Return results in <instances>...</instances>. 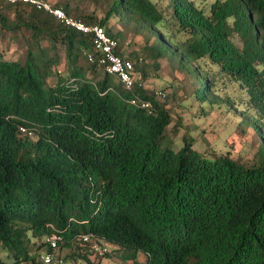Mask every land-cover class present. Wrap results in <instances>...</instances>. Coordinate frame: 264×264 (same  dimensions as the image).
Returning a JSON list of instances; mask_svg holds the SVG:
<instances>
[{"label":"trees","instance_id":"1","mask_svg":"<svg viewBox=\"0 0 264 264\" xmlns=\"http://www.w3.org/2000/svg\"><path fill=\"white\" fill-rule=\"evenodd\" d=\"M51 5L116 39L136 80L124 91L86 62L88 35L0 0V250L9 260L0 264H37L52 231L61 262L65 250L82 264H264V0H214L207 12L189 0H111L100 19ZM111 18L142 39L140 53L124 52ZM12 46L19 55L6 59ZM61 55L63 76L53 70ZM161 61L188 78L200 113L233 107L218 94L224 82L244 93L245 109L233 111L260 140L250 165L202 155L188 133L171 148L166 94L143 85ZM133 96L150 108L131 106ZM93 244L110 250L96 256Z\"/></svg>","mask_w":264,"mask_h":264},{"label":"rangeland","instance_id":"2","mask_svg":"<svg viewBox=\"0 0 264 264\" xmlns=\"http://www.w3.org/2000/svg\"><path fill=\"white\" fill-rule=\"evenodd\" d=\"M53 4L57 0H48ZM69 2L73 7H76L83 15H91L96 19L103 17L111 0H63ZM152 3L157 0H149ZM194 6L201 8L207 12V7L214 0H189ZM163 8L162 3H158ZM113 34L119 33L120 39L124 44V52L140 53L143 46L142 39L132 34L130 27H127L123 22L116 18H111L107 22ZM233 41L237 46L240 42L236 36H233ZM19 52L12 46L5 54L6 59H16ZM148 63V60H145ZM144 63V64H145ZM81 76L87 77L88 73L85 71V64L81 62ZM55 72H64L63 56H60L59 64L53 68ZM61 73V75L63 74ZM147 77L144 79V88L147 91L163 90L166 94L167 100L164 105L168 110L171 118L175 121L177 132L175 136L170 135L171 148L180 146V138L183 133H188L190 137L195 138L196 144L193 146L199 153L204 156L211 157L213 155H223L228 153L233 159L239 161L243 165H250L251 158L256 153L260 146V140L255 131L251 127H240V116L236 113L239 110H244L243 102L245 100L244 93L237 87L235 83L224 82L220 85L218 92L220 97L226 96L232 101V106L221 104L220 107L214 106L212 109H207L204 105V113H200V105L192 97V87L188 78L183 77L177 71H171L165 61L160 62V69L157 72L146 70ZM63 76V75H62ZM51 80H49L50 82ZM115 82V81H114ZM116 84V83H114ZM248 114L252 116V111L248 110ZM264 142V121L262 126ZM240 128H243L242 130ZM172 134V133H170ZM107 246V245H106ZM108 250L110 247L107 246ZM45 250V247L41 249ZM40 250V251H41ZM37 252V251H36ZM35 252V256L36 253ZM62 257V264H82L79 260H69L66 258L65 250L58 252ZM55 255V254H54ZM0 258L9 263L6 259L5 253L0 250ZM142 258L139 257V260ZM101 264H117V260L109 257H103L100 260ZM37 264H39L37 262Z\"/></svg>","mask_w":264,"mask_h":264},{"label":"built area","instance_id":"3","mask_svg":"<svg viewBox=\"0 0 264 264\" xmlns=\"http://www.w3.org/2000/svg\"><path fill=\"white\" fill-rule=\"evenodd\" d=\"M5 1L10 4L19 3L28 5L35 10L45 12L64 26L83 35H88L91 42V52L84 54L86 62L101 68L106 74L112 76L115 81L121 85L124 91L131 93L136 80L133 73L134 64L130 60L122 59L116 54L118 41L107 35L102 27L98 25H85L84 23L67 16L60 8L53 7L49 2L44 0ZM140 61L141 59L138 58V62ZM138 86H142V84H138ZM153 96L158 100H163L164 93L160 90H155ZM127 102L131 106L139 107L141 109L150 108L149 101L140 99L136 96H133L127 100ZM19 130L22 134H26L25 129L20 128ZM59 241V237L53 231L49 233L45 239L47 244L46 250L41 251L38 255L39 264H62L61 260L54 255L57 248V242ZM80 241L82 244L88 243L89 237L82 235L80 236ZM90 248L93 251V254L99 257H102L105 253L109 252L108 248L105 246H99L96 244L91 245Z\"/></svg>","mask_w":264,"mask_h":264},{"label":"crops","instance_id":"4","mask_svg":"<svg viewBox=\"0 0 264 264\" xmlns=\"http://www.w3.org/2000/svg\"><path fill=\"white\" fill-rule=\"evenodd\" d=\"M114 81H115V79H114ZM116 82V81H115Z\"/></svg>","mask_w":264,"mask_h":264}]
</instances>
